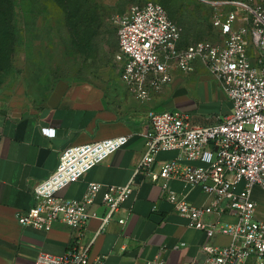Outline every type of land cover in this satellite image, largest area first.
I'll list each match as a JSON object with an SVG mask.
<instances>
[{"label": "built area", "instance_id": "1", "mask_svg": "<svg viewBox=\"0 0 264 264\" xmlns=\"http://www.w3.org/2000/svg\"><path fill=\"white\" fill-rule=\"evenodd\" d=\"M202 1L214 7L211 23L218 41L202 39L182 45L178 25L154 1L132 6L118 21L119 78L135 97L149 99L171 81L172 67L189 71L198 59L230 101L229 113L205 125L192 123L180 109L149 110L145 148L134 173L161 179V196L188 218L189 226L202 229L208 237L215 232L229 234L224 246L201 244L203 260L187 264H246L251 255L264 264V218L256 215L258 203L253 196L254 187L264 194V0ZM42 130L54 134L53 128ZM128 137L64 147L55 169L33 185V204L16 213L18 223L47 228L63 222L76 233L91 217L99 218L100 229L112 219L123 224L130 209L125 215L116 214L134 188L132 178L124 184L90 181L80 198H65L57 192L123 146ZM162 150H177L179 155L156 161ZM195 160L199 163H191ZM173 177L187 188L197 186L210 195L208 204L188 202L185 192L169 186ZM100 191L102 214L89 209ZM223 205L235 212L234 221L219 224L205 219ZM104 259V255L90 258L86 247L73 245L61 255L39 252L33 264H104ZM154 262L163 264L159 258Z\"/></svg>", "mask_w": 264, "mask_h": 264}, {"label": "crops", "instance_id": "2", "mask_svg": "<svg viewBox=\"0 0 264 264\" xmlns=\"http://www.w3.org/2000/svg\"><path fill=\"white\" fill-rule=\"evenodd\" d=\"M170 72L171 81L147 100L135 97L119 78L120 84H102L100 88L86 83L56 84L35 109H0V264H33L39 252L61 255L73 245L86 247L90 258L104 255V264H158L156 258L163 264L200 263L204 258L201 244L229 243L225 232L208 237L202 229L189 226L188 218L161 196V179L153 181L142 172L134 173L145 148L149 110L180 109L192 123L201 125L230 112V101L219 81L200 60H195L189 71L172 67ZM44 127L53 128L54 134H45ZM119 135L129 136L123 146L57 194L80 198L90 181L124 184L132 178L134 188L116 214L125 215L130 209L123 224L112 219L100 229L99 218L91 217L76 233L63 222L47 228L18 223L16 213L33 204V185L55 169L64 147ZM178 155L177 150H162L155 159ZM168 184L185 192L187 201L195 205H207L211 198L199 187L187 188L175 177ZM253 196L258 203L256 215L264 218V194L254 187ZM89 209L104 212L101 191ZM235 218V212L224 205L205 216L219 224ZM261 261L251 255L246 264Z\"/></svg>", "mask_w": 264, "mask_h": 264}, {"label": "rangeland", "instance_id": "3", "mask_svg": "<svg viewBox=\"0 0 264 264\" xmlns=\"http://www.w3.org/2000/svg\"><path fill=\"white\" fill-rule=\"evenodd\" d=\"M12 1V43L7 35L0 36V109L4 110L35 109L56 84L98 88L120 84V64L115 60L118 21L132 6L147 1L167 9L180 29L182 45L220 39L211 23L214 7L202 0Z\"/></svg>", "mask_w": 264, "mask_h": 264}, {"label": "trees", "instance_id": "4", "mask_svg": "<svg viewBox=\"0 0 264 264\" xmlns=\"http://www.w3.org/2000/svg\"><path fill=\"white\" fill-rule=\"evenodd\" d=\"M13 8L14 2L12 0H0V36L7 35L6 39L10 44L12 43V36L15 34L14 26L11 22ZM8 47L11 50V47Z\"/></svg>", "mask_w": 264, "mask_h": 264}]
</instances>
